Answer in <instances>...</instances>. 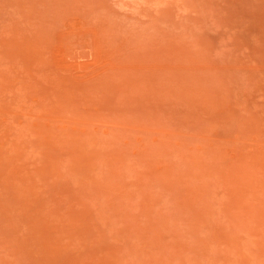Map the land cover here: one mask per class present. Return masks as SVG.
Returning a JSON list of instances; mask_svg holds the SVG:
<instances>
[{
  "label": "rangeland",
  "instance_id": "374dc122",
  "mask_svg": "<svg viewBox=\"0 0 264 264\" xmlns=\"http://www.w3.org/2000/svg\"><path fill=\"white\" fill-rule=\"evenodd\" d=\"M0 264H264V0H0Z\"/></svg>",
  "mask_w": 264,
  "mask_h": 264
}]
</instances>
